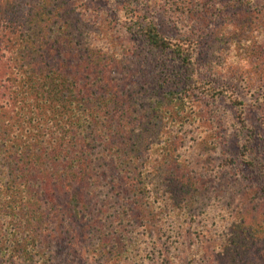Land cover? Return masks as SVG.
Listing matches in <instances>:
<instances>
[{
  "label": "trees",
  "instance_id": "obj_1",
  "mask_svg": "<svg viewBox=\"0 0 264 264\" xmlns=\"http://www.w3.org/2000/svg\"><path fill=\"white\" fill-rule=\"evenodd\" d=\"M106 3L100 14L92 0H0V264H54L65 206L83 217L88 264H257L264 160L251 131L229 156L234 117L217 100L230 92L242 120L225 70L256 67L243 89L264 101V47L245 53L264 45V17L248 39L226 13L264 7Z\"/></svg>",
  "mask_w": 264,
  "mask_h": 264
},
{
  "label": "rangeland",
  "instance_id": "obj_2",
  "mask_svg": "<svg viewBox=\"0 0 264 264\" xmlns=\"http://www.w3.org/2000/svg\"><path fill=\"white\" fill-rule=\"evenodd\" d=\"M88 5L91 6V0H86ZM222 2V5H225L226 0H217V2ZM226 1V2H225ZM225 2V3H224ZM264 0H256V4L259 5L258 9L260 7H264ZM92 3L94 6L99 8L101 11L100 14L104 13V9L106 3V0H92ZM108 5V4H107ZM106 5V6H107ZM212 10L209 11V15H207L208 20H214L213 23H215V26H219L221 24V20L219 18L215 17V14L217 13V9L215 7L211 8ZM228 16H232L233 19L238 21V24H243V30L242 33L248 36L249 38H253V35L256 32L257 29V23L262 22L261 19L264 17V13L259 14L257 10L251 9H245L241 4H237V7L228 8V11L226 12ZM198 24V23H197ZM246 24V26H244ZM201 25V24H200ZM213 27V26H212ZM206 28V27H204ZM201 29V33L206 34L205 29ZM160 29L161 32H163L166 35H174L172 28L168 27L166 22H163L161 20L160 22ZM200 33V34H201ZM253 33V35H252ZM202 35V34H201ZM247 37V38H248ZM248 38V39H249ZM264 47L257 45L254 41L250 43L249 47H246L248 50H245L246 58L249 62H251V58L257 54V51L262 50ZM201 51H203V48H201ZM254 54V55H253ZM252 66H250L251 68ZM256 68V67H255ZM254 67L251 72L256 70ZM227 69L225 70L226 79L228 84L227 86L235 85V89L238 90L239 99L244 100V107L242 110V120L241 117V111H237L235 109V106H233L231 101V93H227L224 96H221L217 101L219 105V109H221V115H224V113L229 112L230 114H233L234 119L231 121H227V115L224 116L223 120V127L230 125V122H234L235 126L233 127V136L230 135V137L227 140H223L226 142L227 147L229 148V156L231 158H235L239 155V147L236 144L239 140L242 139L245 140V136L251 131L252 134L255 135V142H253V147L256 150V153L258 155H261L262 159L264 160V101L256 102V98L259 97L258 91L254 95H251L247 91L243 89L244 84L247 83V81L250 80V71L247 69H237L233 70ZM236 75V78L235 77ZM246 77L248 78L246 80ZM264 92V91H263ZM255 100V101H254ZM224 111V112H223ZM240 114V115H239ZM244 121V122H243ZM245 125V126H244ZM249 137V136H248ZM230 139L233 141H230ZM238 161L235 163L240 162V159H237ZM264 179L258 178V175L255 174L253 176V183H256L258 185L263 184ZM252 184V183H251ZM255 184V185H256ZM65 201H68L66 198H64L60 203H64ZM57 201H53L50 206H52V209L57 204H60ZM70 203H74L73 199L70 201ZM76 204V203H75ZM261 209L264 211V200L261 201ZM242 205H233V207L229 208L224 213L226 215H231L235 208H240ZM232 209V212L230 210ZM69 206H65L64 209L60 210V215H55L53 221H55L58 226L56 231L51 235L50 242L53 243V246H56L53 252V258L55 259L54 264H88V262L83 258V250L84 248L80 245L81 243V236L83 232L85 231V224L83 217L70 213ZM211 215V214H209ZM59 216V217H58ZM158 222V220L156 221ZM212 222V217H208L205 220L206 224H210ZM165 224H168V228H171L170 226H173L170 222L165 221L163 222ZM158 225V223H156ZM62 226V227H61ZM65 226V227H63ZM159 227H153V230H151L148 234L149 243H151L153 238H156L158 240L159 247L161 246L162 242L166 240L163 238V235H161V231L157 229ZM165 228V227H164ZM264 230V226L262 227ZM246 232V231H245ZM161 235V237H160ZM255 248L253 250V260L257 264H264V233H261V238L259 240H256L255 242ZM218 244L216 242H211L209 244H206L208 247L209 245Z\"/></svg>",
  "mask_w": 264,
  "mask_h": 264
}]
</instances>
